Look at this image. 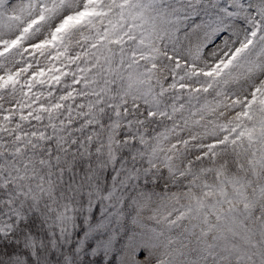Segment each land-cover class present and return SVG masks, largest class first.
Segmentation results:
<instances>
[{
  "label": "snow or ice",
  "instance_id": "obj_1",
  "mask_svg": "<svg viewBox=\"0 0 264 264\" xmlns=\"http://www.w3.org/2000/svg\"><path fill=\"white\" fill-rule=\"evenodd\" d=\"M0 264H264V0H0Z\"/></svg>",
  "mask_w": 264,
  "mask_h": 264
}]
</instances>
